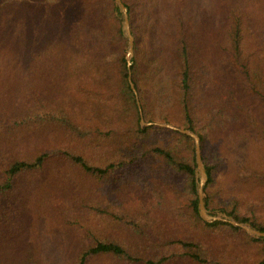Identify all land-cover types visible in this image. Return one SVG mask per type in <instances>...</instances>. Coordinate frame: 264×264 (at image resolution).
Listing matches in <instances>:
<instances>
[{
    "label": "trees",
    "instance_id": "trees-1",
    "mask_svg": "<svg viewBox=\"0 0 264 264\" xmlns=\"http://www.w3.org/2000/svg\"><path fill=\"white\" fill-rule=\"evenodd\" d=\"M123 2L131 65L114 0H0V264H264L201 217L193 137L141 123L198 133L207 208L264 231L215 189L264 125V0Z\"/></svg>",
    "mask_w": 264,
    "mask_h": 264
},
{
    "label": "rangeland",
    "instance_id": "rangeland-1",
    "mask_svg": "<svg viewBox=\"0 0 264 264\" xmlns=\"http://www.w3.org/2000/svg\"><path fill=\"white\" fill-rule=\"evenodd\" d=\"M122 28H123V23H122ZM124 37L127 40V47H126V58H127L128 38L125 35ZM262 115L264 116V112L262 113ZM150 123L158 124V123H170V122H150ZM183 129H188V128H183ZM257 134H258V138L260 139L254 137L255 131H253L252 133L249 132L245 134L244 138L240 142L234 143V145L227 151V153H225V161L220 167H218L219 170L217 174V182L215 184V189L218 191L217 192L218 199H238L241 202V210L244 215H249V216L255 215L259 217V216H264V179H263L264 178V125H262L261 128L257 129ZM195 150H196V146H195ZM196 183H197V178H196ZM204 192H205V199H207V193L205 190ZM208 210L213 215H217L219 213H225L229 216L234 217L233 215H230L226 211L221 209L208 208Z\"/></svg>",
    "mask_w": 264,
    "mask_h": 264
},
{
    "label": "water",
    "instance_id": "water-1",
    "mask_svg": "<svg viewBox=\"0 0 264 264\" xmlns=\"http://www.w3.org/2000/svg\"><path fill=\"white\" fill-rule=\"evenodd\" d=\"M115 3H116V6L118 8L116 13H117V15L120 14V16L122 18L123 33L128 38L127 61H128V64L131 65V58L134 54V36H133L131 29H130L128 8L125 5V3L123 2V0H115ZM129 79H130L131 87L137 95V90H136L135 85L131 79V75H130ZM141 123H142V125L152 124L150 122H145L144 120H142ZM158 124L160 126H163V127L177 129L183 133H186V134L190 135L191 137H193V139L195 141L196 163H197V167H196V171H195L196 172V178H197L196 188H197V193L199 196V212H200L201 217L208 222H214L217 220L229 222L235 226L242 227L251 236H253L255 238L264 239V231L255 228L254 226H252L251 223L240 222L236 218L229 216L225 213H219L217 215H213L208 210V208L206 206V199H205V192H204V188H205L206 182L208 180V175H207V171H206L203 159H202L200 136L191 129L179 128V127H176L175 125L170 124V123H158Z\"/></svg>",
    "mask_w": 264,
    "mask_h": 264
}]
</instances>
